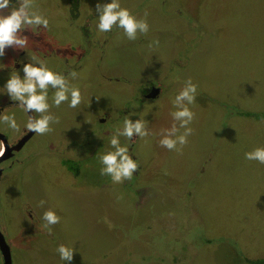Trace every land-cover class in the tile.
Wrapping results in <instances>:
<instances>
[{"label": "rangeland", "instance_id": "obj_1", "mask_svg": "<svg viewBox=\"0 0 264 264\" xmlns=\"http://www.w3.org/2000/svg\"><path fill=\"white\" fill-rule=\"evenodd\" d=\"M119 3L136 19H147V34L138 32L137 39L129 40L114 26L106 40L88 43L79 20H71L78 15L60 10L59 0H35V10L48 18L49 27L22 33L28 37L26 56L36 55L50 70L65 73L82 97L77 108L68 102L57 108L51 101L54 90L49 89V112L59 117L58 124H50L53 137L82 135L91 124L97 132L96 109L109 111L114 119L91 144L85 142L87 137L79 140V147L88 144L89 149L81 166L78 161L63 164L53 149L13 167L17 171L11 184L1 182L0 221L6 224L5 232L12 227L14 233L16 225L27 241V256L18 249L14 263L254 264L250 261L264 259V164L245 159L246 152L264 148V0ZM156 40L158 46L152 43ZM13 50L6 47L0 59L9 58ZM71 71L77 73L75 79ZM12 73L0 75V85L4 87V78ZM150 77L161 93L139 103ZM189 78L197 85L195 102L188 105L195 114L188 125L193 131L182 152L169 151L159 140L174 123L173 101ZM2 86L0 94H5ZM16 108L18 124L23 110ZM126 116L133 122L145 120L149 135L136 136L129 153L136 155V162L140 158V175L133 174L132 183L114 184L100 174L98 154L112 150L109 141ZM119 139L121 146L129 145L127 138ZM35 143L29 149H37ZM76 168L81 172L74 176ZM22 199L34 208L39 203V213L54 211L60 217L57 229L50 225L35 240V228L26 219L30 229L21 231V206L27 203ZM40 244L50 251L66 244L74 249L73 260L61 261L57 251L48 260Z\"/></svg>", "mask_w": 264, "mask_h": 264}, {"label": "clouds", "instance_id": "obj_2", "mask_svg": "<svg viewBox=\"0 0 264 264\" xmlns=\"http://www.w3.org/2000/svg\"><path fill=\"white\" fill-rule=\"evenodd\" d=\"M96 12L99 32H110L115 26L122 29L129 40H135L138 32L147 34L149 31L147 19H136L127 8L121 7L119 0H111L110 3L104 4L97 3ZM145 17H147V12H145ZM48 27V18L35 10V0H15V4L12 3V0H0V57L4 55L6 47H11L14 50L27 48L28 37L22 35L25 30L35 33L40 28L47 30ZM152 43L156 46L159 45L158 40ZM22 71L23 78L15 71L10 75L4 89L12 101H19L17 106L25 113L32 111L39 114L28 117L25 129L37 135H44L52 131L50 124L59 123V117L53 116L49 112V88L54 90L52 103L57 108L64 102H68L70 108H77L82 100L81 92L79 88L69 84L66 76L50 70L46 61L36 55H32L30 61L23 65ZM69 76L75 79L77 73L71 71ZM196 91L197 85L189 78L175 96L173 105L176 110L170 113L174 123L170 128L163 130L162 138L159 140L161 147L167 148L169 151L182 152L183 146L188 143L187 138L193 131L188 125L193 121L195 115L188 105L195 102ZM0 123L6 124L13 131H19L14 114L0 115ZM146 124L147 122L143 119L133 122L130 116L125 117L123 127L117 129L109 141L112 150L98 154L99 163L102 165L100 169L102 176H109L114 184L132 179L139 165L129 155L128 147L121 146L119 138L123 136L132 141L134 136L147 137L149 131ZM180 129H184V132L177 135ZM178 144L180 148H177ZM2 155L3 152L0 151V156ZM245 159L264 164V148H255L246 152ZM40 204L43 205L44 201H41ZM43 220L46 222L44 227L48 228L49 225L59 223L60 217L54 211L48 210L44 212ZM105 222L109 223L107 218H105ZM109 227H112L110 223ZM49 234H51L50 229ZM56 251L61 260H73V248L61 244L56 248Z\"/></svg>", "mask_w": 264, "mask_h": 264}, {"label": "flooded vegetation", "instance_id": "obj_3", "mask_svg": "<svg viewBox=\"0 0 264 264\" xmlns=\"http://www.w3.org/2000/svg\"><path fill=\"white\" fill-rule=\"evenodd\" d=\"M61 3V6L59 7L60 10L62 9H67L70 13V15H78V17L75 18H71V20H76L78 21V26L81 30L84 31V39L88 41V43H90L91 41H97V43L99 42V40H106L107 34L106 32H99L97 30V23H98V18H97V12H96V5L97 3H101L104 4L106 2H109V0H59ZM12 3L15 4V0H12ZM64 35V34H63ZM64 37V36H63ZM75 49V48H74ZM79 52H84L81 49H77ZM95 50L100 54V48H95ZM12 55V56H11ZM11 56V57H10ZM30 59L31 57L26 56V49L25 50H13V54H9V58H7L6 60L2 61V59H0V75H9L12 72L17 71L19 73V75L21 76V78H23L24 73L22 71L23 65L28 63L29 61L27 60ZM64 58V57H63ZM72 58V56L69 57H65V60L67 62V64H69V60ZM64 76H66L68 78V76L64 73ZM5 80H8L7 77L4 78ZM69 81V78H68ZM149 83V84H148ZM154 80L153 78H149V80L147 81V84L149 86H146L145 88H147L146 90H143L140 94V99L138 100L139 103L144 101H148V100H154V98L156 97H151L149 96L150 93H152V91L158 90V92H156V95L161 93V88L158 87L157 85H153ZM2 86V85H0ZM151 86V87H150ZM150 87V88H149ZM2 88H4L2 86ZM50 90L53 91V89L49 88ZM52 101V100H51ZM19 104V101H12L9 97L8 94H0V115H15V111H16V106ZM131 111H135L132 108H128ZM97 109L94 111V125L97 128V132L92 129V124L91 127L87 130V132H85L82 135H79L76 132H73V134L71 136H69L67 139H63L61 140L60 137L58 136H54L55 133V128L53 125H50V127L52 128L51 132H48L44 135H37L33 132H28L25 129V124L27 123L28 117L32 116V115H39V114H35L32 111H29L28 113H25L23 111V117H22V122H18L19 125V131H13L12 129H10L6 124L5 127L3 128L2 125L4 123H0V151L3 152V155L0 156V184L1 182L3 183V186H7L9 184H11L12 182V175H16V171H13V167L17 166L20 167L21 165L25 164L28 159L29 156L31 157H35L34 154H49L50 151H52L54 149V152H57L59 154H57L58 156H61V158L63 159L62 162L63 164H65V162H69V161H73V162H77L78 161V165L81 166L82 163L85 162L86 157L89 153V149L87 148L88 144H91L93 141V138L95 136L99 137V134L101 132L105 133L107 132L106 130L110 129V127H107V124L110 123L111 120L114 119V117L111 116V114L109 113V111H105L102 110L101 113H97ZM51 114V111H50ZM131 112H127L125 113V115H131ZM16 116V115H15ZM124 119L121 120V122L123 123ZM123 125H118L117 128L115 129V131L117 129L122 128ZM84 137H87V140L85 142H87L88 144L86 145L85 148H81L78 146V142L79 140H82ZM51 138H56V144L54 143V140L49 141V139ZM136 138V136L133 137L132 141H129V153L130 151L135 147V145L137 144V140L135 141L134 139ZM35 143V147H37V149L34 150V147H30V145L34 142ZM84 143V142H81ZM132 146V149H131ZM41 152V153H40ZM136 155L134 154V158L135 159ZM139 160V162H137V164L139 165L138 168V172L139 169L142 166V162L140 160V158H137V161ZM5 164V165H4ZM136 171V172H137ZM74 176L79 175L81 172V169H74ZM134 172V177H138L140 175V172L136 173ZM22 173L20 172V174L18 175L19 181H21L22 178ZM25 175V174H24ZM132 180V181H131ZM129 181H131L130 183L133 182L134 178L131 179ZM20 185V184H19ZM12 197L14 196V191H12ZM20 196V194L18 195ZM42 199L41 197L39 198V200ZM29 201L28 199H22V202H27ZM38 204H35V208L32 207L30 205V203H23L22 204V211H23V215H24V224L21 225V231H26L29 230L30 228L34 227L35 228V232L33 234V236H36L35 240H38V236L40 235H44L47 232L44 231V229H47L44 227L45 225V221L43 220V214L45 211H42L39 213L38 211ZM2 202L0 201V209L3 211V207H2ZM24 208L25 210L29 213V215L26 214V211L24 213ZM13 214V213H12ZM1 216V213H0ZM5 216V215H4ZM14 217H16V215H13ZM22 218V217H20ZM26 219L30 220V225L31 227L28 228L27 224H26ZM50 226V225H49ZM48 226V228H49ZM54 226H51L54 229H57ZM6 224L4 223V221H0V264H7L6 263V258H5V252L6 248L9 250L8 253L11 257V264H15L14 260L16 259V251L18 249H22L23 250V257L27 256L26 255V243L27 241L22 239L19 235H18V231L19 229L17 228V226L15 225V228L13 226L14 229H16V231L14 233H12V227H7V232H5V228ZM58 227V226H57ZM59 228V227H58ZM33 229V228H32ZM70 227H66V230H69ZM3 244V245H2ZM65 246H67L66 244H64ZM41 248L43 251L47 252V255L45 256L46 259H50L51 257H55L56 254V250L52 248V251H50V247H46L43 246L42 244H40ZM68 247V246H67ZM32 253V251H30ZM47 260V261H48ZM62 261V260H61Z\"/></svg>", "mask_w": 264, "mask_h": 264}, {"label": "water", "instance_id": "obj_4", "mask_svg": "<svg viewBox=\"0 0 264 264\" xmlns=\"http://www.w3.org/2000/svg\"><path fill=\"white\" fill-rule=\"evenodd\" d=\"M156 92H158V90H155V93H154V91H152V93H150L149 96L155 97L156 96ZM6 251H7V252H5L6 263L7 264H11V257H10V255L8 253L9 250L7 248H6Z\"/></svg>", "mask_w": 264, "mask_h": 264}, {"label": "trees", "instance_id": "obj_5", "mask_svg": "<svg viewBox=\"0 0 264 264\" xmlns=\"http://www.w3.org/2000/svg\"><path fill=\"white\" fill-rule=\"evenodd\" d=\"M250 262H253L254 264H264V259L254 260V261H250Z\"/></svg>", "mask_w": 264, "mask_h": 264}]
</instances>
